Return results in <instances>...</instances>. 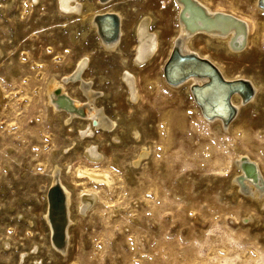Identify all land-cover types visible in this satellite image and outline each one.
<instances>
[{"label":"rangeland","instance_id":"1","mask_svg":"<svg viewBox=\"0 0 264 264\" xmlns=\"http://www.w3.org/2000/svg\"><path fill=\"white\" fill-rule=\"evenodd\" d=\"M80 1L82 10L92 5L121 13L123 32L115 49L99 43L86 19L62 17L55 0H0V238L6 235L12 243L10 249L0 247V264H13L16 251L34 241L43 264H264V213L230 188L237 153L260 161L264 172V12L256 0H201L248 24L247 47L239 53L227 55L205 33L192 36V47L226 72L262 84L226 126L229 132L199 116L185 86L167 90L162 84L180 13L175 0ZM146 15L159 52L137 66L132 30ZM84 52L90 57L86 79L98 94L95 105L117 120L110 131L98 128L93 134L103 154L97 165L84 159L83 142L76 138L83 120L74 116L64 123L66 114L47 99L49 81L64 78ZM124 69L137 81L134 104L127 102L120 80ZM64 87L83 99L72 83ZM132 125L137 138L129 132ZM145 146L149 154L133 165ZM53 164L74 203L82 190L97 194L83 216L70 206L75 221L68 227L67 251L55 262L47 259L42 214ZM80 170L104 172L110 182H90ZM16 212L24 218L16 219Z\"/></svg>","mask_w":264,"mask_h":264},{"label":"bare ground","instance_id":"2","mask_svg":"<svg viewBox=\"0 0 264 264\" xmlns=\"http://www.w3.org/2000/svg\"><path fill=\"white\" fill-rule=\"evenodd\" d=\"M95 1L103 4L108 3L110 0ZM175 3L180 13L177 16L176 30L171 45L175 49L177 54H193L200 61H208L211 65H213L219 70V72L222 74L223 78L226 81H232L237 79L248 81L251 85V88L253 89V94L250 98L252 99L255 96V92H257L262 87V84L255 81L250 76L237 73L230 74L226 72L224 68L219 64V62L216 61V59L212 58L209 54H206L205 52L194 49L192 47V36L196 32H201L209 36L208 38L214 39L219 42V46L223 47L227 55L239 53L241 50L247 47L248 33L250 31L248 24L245 21L243 22L242 20H240V18H237L234 14L227 13L224 11L216 12L201 0H175ZM256 3L257 9L261 12H264V10L259 7L258 0H256ZM6 6H8V4H6ZM83 6L84 2H81L80 0H55V8L62 17L70 19H86L88 21L89 27L92 28L93 32L96 34L99 43L105 49H115L119 38L123 32L121 13L117 10L111 9L110 7L98 10L92 5H89L86 9L84 8V10H82ZM104 14H114L119 24L118 37L116 40L110 43L105 42V37L103 36L104 34L102 35L99 33V26L96 22V18ZM150 21L151 18L148 15L142 16L133 26L132 33L135 41L134 46L132 48L133 55L131 59L133 64L137 66L149 64L154 60V58L158 55L159 52V38L156 31L149 29L148 26ZM172 47L170 48V50L173 49ZM169 56L170 55L168 54V58ZM89 61V54L84 52L83 54L78 56L72 68L64 78H61L59 80H50L47 86V99L51 106L55 108H53L55 111H62L64 112V114H66V118L63 119L64 123L71 121L74 116L80 117L83 120V122H81L79 126L76 127V138L78 141L83 142L82 153L84 159L88 161L90 165H97L100 160H102L103 154L98 148V142L96 143L95 140H93V134L98 128L110 131L115 127L117 120L115 119V117H106L101 108L99 109L95 105L96 96L98 94L95 93V91H92L93 89H91L90 86L91 81L89 80V82L87 81L88 79H86L90 68ZM196 63L200 64L198 62ZM197 64L192 65L191 63V65H189V68L205 70L203 67L196 68ZM164 65L161 69L162 84L166 86V89L178 87H170L166 85L163 78ZM179 73L181 72L179 71L178 74ZM147 77L146 79H148ZM120 80L122 81L123 88L125 89L127 102L129 104L136 103L139 98V91L135 75L130 69H124L120 73ZM205 82L206 78L193 76L188 77L184 82L179 85L185 86V91L187 95L190 97L191 101L193 102L198 111L199 116L203 120L205 119L200 114V110L193 100L194 94L191 93L190 88L193 84L202 86ZM65 83H72L73 86L75 85L80 91L81 97L83 99L79 100V97L77 98L73 95H70V93L68 94L66 92V90H68L66 89L67 87H64ZM250 99L248 101H250ZM248 101L241 102L239 96L236 94L231 98V103L236 107L235 117L238 115V112L240 113L241 106L247 104ZM223 121L224 119L212 120V122L216 123L218 128H222L225 131L229 132V129H227L226 126L230 125L233 120H231L226 125L223 124ZM129 130L132 137H138V131L133 125L129 127ZM110 139L113 142L117 141L118 137L116 133H113ZM148 154L149 147H141V149L137 152L134 161L132 162L133 165H137L140 161L145 159ZM234 164L236 170L234 171L235 173L233 174V177L230 181V188H236L237 191L241 192L243 198L246 201L251 202L259 211L264 213V172L262 168V163L250 156V154L240 152L237 153ZM59 168L60 167L58 164H53V166L51 167L50 178L44 190L45 208L44 211H42L43 218L45 220L44 223L46 224V234L48 239L47 244L50 252H48L50 255L49 257H47V259L53 260L54 262L56 259H58L57 255L64 256L66 254L67 242L70 235V230L68 231V229L70 228L68 227L69 225L71 226L75 221V217L72 218L71 216L73 215L70 216L69 214L70 206H73L72 204L74 203L72 198V191L66 184L62 182L59 176ZM65 169L69 171L70 168L67 165ZM250 170H253L255 172L254 177L248 176V172ZM78 175L82 178H86L88 181L93 183L104 182L106 184H109L110 182L108 175L104 172L102 173L93 170H80L78 172ZM58 194L63 199L64 213L58 212L57 210V197H59L57 196ZM77 196V200L74 203L75 212L83 216L87 213L88 209L89 211L90 209H92L93 204L95 205L97 194L95 193V191L82 190L77 194ZM9 208H11L10 210H12L11 206ZM14 216L16 219L24 218L19 212H16ZM64 220H66V225L64 227V245L59 248L53 242L52 237L54 234H60L57 231H60L62 229ZM243 221L246 220L244 219ZM27 223L31 225L32 220L28 219ZM11 244L12 243H10L8 236L3 235L0 238V247L2 249H10ZM38 245L39 244L34 241L29 245L27 249H18L16 251V255L13 253L15 255V259L12 263L43 264V259L39 256L40 254L38 255Z\"/></svg>","mask_w":264,"mask_h":264},{"label":"water","instance_id":"3","mask_svg":"<svg viewBox=\"0 0 264 264\" xmlns=\"http://www.w3.org/2000/svg\"><path fill=\"white\" fill-rule=\"evenodd\" d=\"M96 20H97V18H96ZM233 22H235V21H233ZM117 37H118V35H117ZM113 41H114V39H112V38L105 40L106 43H110V42H113ZM194 61L200 63L199 65H201L206 70V74H207V71L210 72V74H212L211 77H206V79H207L206 82H208L209 80H213L214 78H216L220 82V84L223 86V88H224V90L226 92L225 96H223L224 97V101H225V103H227V105H228L229 108L232 109V107L230 105V97L234 93V91L236 92V88L239 87V86L244 87V89H242L241 92H238L239 95H240V97L243 99V101L246 102L247 100H249V98H251V96L253 94V90L251 88V85L247 81L238 80V79L235 80V81H224V79L222 78L220 72L213 65H211L208 61H202V60L200 61L197 57L195 58ZM203 76H206L205 73L204 74L197 75V77H203ZM206 82H205V84H206ZM199 88H201V87L198 86V85H194V86H192L190 88V90H191L192 94L195 95L194 92L197 89H199ZM227 119L224 118V121H223V124L224 125H226L228 123V120ZM254 175H255V172L253 170H250L248 172V176L254 177ZM57 196H59V197H57V200H58L57 206H60V207L63 208V199H62V197H60L59 194ZM61 213H64V210H62ZM65 224L66 223H64L63 226H62L63 229H61L60 231H57L60 234L56 235L55 238L53 239V242L59 248L64 245V239H65L64 238V226H65Z\"/></svg>","mask_w":264,"mask_h":264}]
</instances>
